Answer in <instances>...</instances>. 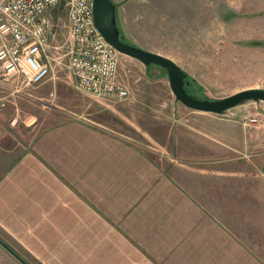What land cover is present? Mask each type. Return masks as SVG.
Returning <instances> with one entry per match:
<instances>
[{
  "label": "crops",
  "instance_id": "obj_1",
  "mask_svg": "<svg viewBox=\"0 0 264 264\" xmlns=\"http://www.w3.org/2000/svg\"><path fill=\"white\" fill-rule=\"evenodd\" d=\"M12 88L0 79V264H264L254 253L264 230L232 186L264 177V161L241 166L254 154L250 123L173 109L149 110L141 127L124 115L140 141L54 113L31 123ZM131 92L101 100L120 114L141 104Z\"/></svg>",
  "mask_w": 264,
  "mask_h": 264
},
{
  "label": "rangeland",
  "instance_id": "obj_2",
  "mask_svg": "<svg viewBox=\"0 0 264 264\" xmlns=\"http://www.w3.org/2000/svg\"><path fill=\"white\" fill-rule=\"evenodd\" d=\"M113 1L117 5L118 25L125 40L177 61L189 76L191 94L201 99L220 100L242 88L245 90V87L264 89V0ZM52 15L56 26L63 32L67 24L64 4ZM121 58L123 68L120 74L130 89L141 96L142 102L137 106L123 107L120 114L116 104L113 107L106 101L77 90L67 71L60 74L59 80H48L25 95L8 91L7 97L26 98L31 123L35 121L33 118L41 119L54 113L64 121L78 120L121 129L140 141L141 136L133 131L124 115L132 117L136 114L139 124L131 120L142 127L152 122L146 116L149 110H191L176 99L165 70L158 66L146 67L125 56ZM156 95L160 98L159 102L144 99V96L154 98ZM237 118H240L237 122L244 121L253 126H248L250 130H247L253 134V158L248 159V164L241 165L246 172L250 170V163L255 165L258 159L264 161V103H247L222 116L226 121ZM252 118H256V123L249 122ZM235 124L222 123V126ZM35 130L36 127L30 129L31 135ZM235 182L232 183L233 189L235 187L237 191H242L252 201L251 207H248L250 219L255 230L262 232L264 177L262 181L254 179L253 182L248 177L240 188L237 180ZM244 185H248V192L242 190ZM221 191H226L223 186ZM251 191L254 194L251 195ZM259 192L262 193L259 195ZM234 206L238 207V201ZM254 253L264 263V244L256 242Z\"/></svg>",
  "mask_w": 264,
  "mask_h": 264
},
{
  "label": "built area",
  "instance_id": "obj_3",
  "mask_svg": "<svg viewBox=\"0 0 264 264\" xmlns=\"http://www.w3.org/2000/svg\"><path fill=\"white\" fill-rule=\"evenodd\" d=\"M61 4L63 32L52 15ZM121 65V55L94 26L92 0H0V79L13 85V94L25 95L67 71L77 90L129 102Z\"/></svg>",
  "mask_w": 264,
  "mask_h": 264
},
{
  "label": "water",
  "instance_id": "obj_4",
  "mask_svg": "<svg viewBox=\"0 0 264 264\" xmlns=\"http://www.w3.org/2000/svg\"><path fill=\"white\" fill-rule=\"evenodd\" d=\"M92 10L94 26L105 41L121 56L146 67L158 66L165 70L173 94L188 109L222 116L247 103H264V89L260 88L246 89L220 100L195 97L187 91L188 74L173 60L125 41L118 25L117 5L113 0H92Z\"/></svg>",
  "mask_w": 264,
  "mask_h": 264
},
{
  "label": "trees",
  "instance_id": "obj_5",
  "mask_svg": "<svg viewBox=\"0 0 264 264\" xmlns=\"http://www.w3.org/2000/svg\"><path fill=\"white\" fill-rule=\"evenodd\" d=\"M122 35H123V34H122ZM123 36H124V35H123ZM124 39H125V38H124ZM125 41H126V40H125ZM126 42H127V41H126ZM188 82H189V85L187 86V91L189 92V88H188V87H189L190 84H191L190 81H189V77H188ZM189 93H190V92H189ZM190 94H191V93H190ZM192 95H193V94H192ZM194 96H195V95H194ZM195 97H197V96H195ZM199 99H201V98H199Z\"/></svg>",
  "mask_w": 264,
  "mask_h": 264
}]
</instances>
